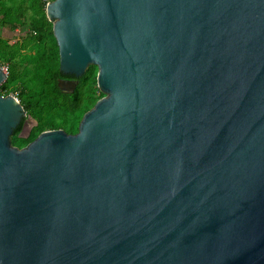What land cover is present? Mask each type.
I'll use <instances>...</instances> for the list:
<instances>
[{
	"label": "water",
	"instance_id": "obj_1",
	"mask_svg": "<svg viewBox=\"0 0 264 264\" xmlns=\"http://www.w3.org/2000/svg\"><path fill=\"white\" fill-rule=\"evenodd\" d=\"M45 15L76 78L58 88L95 66L104 97L76 134L18 149L26 114L0 95V264H264V0H53Z\"/></svg>",
	"mask_w": 264,
	"mask_h": 264
},
{
	"label": "trees",
	"instance_id": "obj_2",
	"mask_svg": "<svg viewBox=\"0 0 264 264\" xmlns=\"http://www.w3.org/2000/svg\"><path fill=\"white\" fill-rule=\"evenodd\" d=\"M51 1L0 0V33L7 32L15 38L14 32L19 27L26 30V37L14 45L0 34V62L8 65L0 95H14L26 117L35 122L27 136L20 134L26 117L13 131L11 145L18 149L26 147L44 131L61 129L76 134L83 115L104 97L97 88L95 66H89L78 78L72 93L58 88L59 79L76 78L59 71V51L52 23L45 15L46 4Z\"/></svg>",
	"mask_w": 264,
	"mask_h": 264
},
{
	"label": "rangeland",
	"instance_id": "obj_3",
	"mask_svg": "<svg viewBox=\"0 0 264 264\" xmlns=\"http://www.w3.org/2000/svg\"><path fill=\"white\" fill-rule=\"evenodd\" d=\"M25 32H26V30L24 28L19 27L14 32L15 33V36H14L15 38H13L11 36V34H7V32H5V34L4 33H2V34L0 33V34L9 43H13V42L22 40L24 38V36H25ZM25 119H26V126H25V131L23 132L22 136H27L30 133V131L33 128V126L35 125V122L32 119H29L28 117H26ZM67 124H70V123H67ZM28 130H30L29 133L27 132Z\"/></svg>",
	"mask_w": 264,
	"mask_h": 264
},
{
	"label": "built area",
	"instance_id": "obj_4",
	"mask_svg": "<svg viewBox=\"0 0 264 264\" xmlns=\"http://www.w3.org/2000/svg\"><path fill=\"white\" fill-rule=\"evenodd\" d=\"M0 70L3 72V74L7 78V76H8V65H7V63L0 62ZM10 96H12L15 100L18 101V99L14 95H10Z\"/></svg>",
	"mask_w": 264,
	"mask_h": 264
},
{
	"label": "flooded vegetation",
	"instance_id": "obj_5",
	"mask_svg": "<svg viewBox=\"0 0 264 264\" xmlns=\"http://www.w3.org/2000/svg\"><path fill=\"white\" fill-rule=\"evenodd\" d=\"M25 37H26V33H25L24 38H25ZM15 43H17V41H16V42H13V43H10V45H14ZM66 80H68V79H66ZM25 125H26V119H25L24 125H23V127H22V130H21V132H20L21 135H22L23 132L25 131Z\"/></svg>",
	"mask_w": 264,
	"mask_h": 264
}]
</instances>
